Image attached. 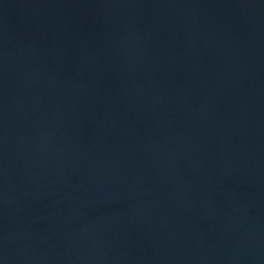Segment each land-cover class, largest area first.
I'll return each instance as SVG.
<instances>
[{"label": "water", "instance_id": "obj_1", "mask_svg": "<svg viewBox=\"0 0 264 264\" xmlns=\"http://www.w3.org/2000/svg\"><path fill=\"white\" fill-rule=\"evenodd\" d=\"M241 264H264V220L257 230Z\"/></svg>", "mask_w": 264, "mask_h": 264}]
</instances>
